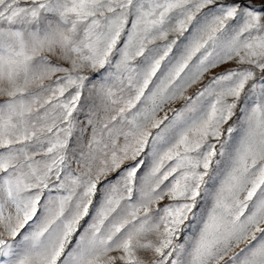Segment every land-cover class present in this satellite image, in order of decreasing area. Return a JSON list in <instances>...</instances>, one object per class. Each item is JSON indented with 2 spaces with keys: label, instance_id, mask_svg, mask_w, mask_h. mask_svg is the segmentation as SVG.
Masks as SVG:
<instances>
[{
  "label": "snow or ice",
  "instance_id": "1",
  "mask_svg": "<svg viewBox=\"0 0 264 264\" xmlns=\"http://www.w3.org/2000/svg\"><path fill=\"white\" fill-rule=\"evenodd\" d=\"M0 264H264V0H0Z\"/></svg>",
  "mask_w": 264,
  "mask_h": 264
}]
</instances>
